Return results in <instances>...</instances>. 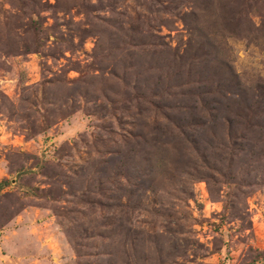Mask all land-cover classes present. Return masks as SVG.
<instances>
[{
  "label": "rangeland",
  "instance_id": "374dc122",
  "mask_svg": "<svg viewBox=\"0 0 264 264\" xmlns=\"http://www.w3.org/2000/svg\"><path fill=\"white\" fill-rule=\"evenodd\" d=\"M207 6L0 0V264H264V39Z\"/></svg>",
  "mask_w": 264,
  "mask_h": 264
},
{
  "label": "trees",
  "instance_id": "16d2710c",
  "mask_svg": "<svg viewBox=\"0 0 264 264\" xmlns=\"http://www.w3.org/2000/svg\"><path fill=\"white\" fill-rule=\"evenodd\" d=\"M209 6L205 7L201 18L202 19V26L201 31L203 32V37L213 36L214 38H211L214 42H216L217 47L220 49V52L223 50V46L225 39L228 36H237L240 38L247 39L248 41L256 38L258 41V38L264 39V33L261 32V34H256L255 36L252 35L250 32V28L246 29V26L240 27L241 20L245 19L249 22V15H250V9L251 5L248 3L247 0H243L241 4H238L236 7L239 9H228L229 2H234V0H208ZM256 5V2L252 4L254 7ZM255 14L263 15V13L260 10H256L254 12ZM231 14V15H230ZM251 20V19H250ZM195 21V20H193ZM232 22V26H230V23ZM193 24H198L196 22H191ZM238 25V30L236 29V26ZM264 29V28H263ZM210 42V39H207ZM220 44L222 46H220ZM239 84V83H238ZM235 95L236 91H234ZM238 96V95H237ZM261 102V99L256 100L254 102L249 103L250 105L243 108L241 111V119L247 118L249 123V126L252 127V129L258 125L254 124L255 119L254 114L257 111V108ZM4 185V183H0V188Z\"/></svg>",
  "mask_w": 264,
  "mask_h": 264
}]
</instances>
